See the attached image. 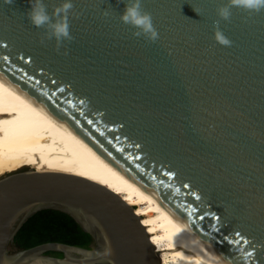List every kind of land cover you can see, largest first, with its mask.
<instances>
[{
  "label": "water",
  "instance_id": "water-1",
  "mask_svg": "<svg viewBox=\"0 0 264 264\" xmlns=\"http://www.w3.org/2000/svg\"><path fill=\"white\" fill-rule=\"evenodd\" d=\"M72 2L73 39L58 47L46 26L28 19L30 0H0V72L229 263L264 264V10L233 7L226 21L217 10L228 0H142L159 33L152 42L120 19L126 0ZM44 3L51 14L63 0ZM217 20L231 47L214 39ZM42 209L72 216L90 246L19 247V229ZM0 264L162 261L121 195L81 175L31 166L0 176Z\"/></svg>",
  "mask_w": 264,
  "mask_h": 264
},
{
  "label": "bare ground",
  "instance_id": "bare-ground-1",
  "mask_svg": "<svg viewBox=\"0 0 264 264\" xmlns=\"http://www.w3.org/2000/svg\"><path fill=\"white\" fill-rule=\"evenodd\" d=\"M32 165L90 178L121 195L141 217L162 264H231L155 194L0 72V176Z\"/></svg>",
  "mask_w": 264,
  "mask_h": 264
},
{
  "label": "clouds",
  "instance_id": "clouds-1",
  "mask_svg": "<svg viewBox=\"0 0 264 264\" xmlns=\"http://www.w3.org/2000/svg\"><path fill=\"white\" fill-rule=\"evenodd\" d=\"M6 2L11 3L12 0H6ZM30 3L31 10L27 13V17L37 28L46 26L45 35L47 39L54 37L58 47L64 40L71 41L73 39L70 33L69 21V13L74 8L72 0H63L62 4L54 6L51 14L47 11V5L44 0H30ZM233 7L243 9L250 15L252 13H260L264 10V0H228L227 4L218 8L219 17L226 21L230 20ZM197 13L199 14V12ZM105 15H107V12H105ZM120 19L125 24L137 29L134 35H144L152 42L159 39V33L153 24L152 15L143 9L142 0H126V8ZM219 23V20L214 22V39L223 46L231 47L233 42L220 29Z\"/></svg>",
  "mask_w": 264,
  "mask_h": 264
},
{
  "label": "trees",
  "instance_id": "trees-1",
  "mask_svg": "<svg viewBox=\"0 0 264 264\" xmlns=\"http://www.w3.org/2000/svg\"><path fill=\"white\" fill-rule=\"evenodd\" d=\"M15 241L21 248H30L50 241L89 247L92 238L69 214L56 209H42L22 225ZM49 253L63 255L60 252Z\"/></svg>",
  "mask_w": 264,
  "mask_h": 264
},
{
  "label": "snow or ice",
  "instance_id": "snow-or-ice-1",
  "mask_svg": "<svg viewBox=\"0 0 264 264\" xmlns=\"http://www.w3.org/2000/svg\"><path fill=\"white\" fill-rule=\"evenodd\" d=\"M201 218H203V217H201ZM238 235H239V233H238ZM243 242H244V243H248L247 240H244ZM248 256H252V253L249 252V253H248Z\"/></svg>",
  "mask_w": 264,
  "mask_h": 264
},
{
  "label": "rangeland",
  "instance_id": "rangeland-1",
  "mask_svg": "<svg viewBox=\"0 0 264 264\" xmlns=\"http://www.w3.org/2000/svg\"><path fill=\"white\" fill-rule=\"evenodd\" d=\"M31 166H24V167H21V169H28V168H30ZM32 167H33V165H32Z\"/></svg>",
  "mask_w": 264,
  "mask_h": 264
}]
</instances>
